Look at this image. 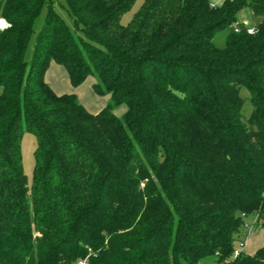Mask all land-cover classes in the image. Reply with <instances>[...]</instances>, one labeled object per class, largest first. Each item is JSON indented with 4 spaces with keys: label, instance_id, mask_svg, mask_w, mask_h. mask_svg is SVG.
Listing matches in <instances>:
<instances>
[{
    "label": "trees",
    "instance_id": "trees-1",
    "mask_svg": "<svg viewBox=\"0 0 264 264\" xmlns=\"http://www.w3.org/2000/svg\"><path fill=\"white\" fill-rule=\"evenodd\" d=\"M135 1L64 0L70 26L55 0H0V264H264L234 255L264 228V0H145L122 23ZM51 62L107 104L56 93Z\"/></svg>",
    "mask_w": 264,
    "mask_h": 264
},
{
    "label": "rangeland",
    "instance_id": "rangeland-1",
    "mask_svg": "<svg viewBox=\"0 0 264 264\" xmlns=\"http://www.w3.org/2000/svg\"><path fill=\"white\" fill-rule=\"evenodd\" d=\"M144 1L145 0H136L134 5H133V7L130 10H128L122 16V19H121L122 23H125V24L128 23L132 19L134 13L140 8V6L142 5V3ZM63 5H65L64 0H55V3L53 5V7H54L55 11L65 20V22L68 25L72 26L71 18L67 14V12H66L65 8L63 7ZM45 13H46V9L41 13L39 18L37 19V21H36V29H38L41 26V24H42V22L44 20V17H45ZM0 20H3V23H4L2 26H0V28L8 24L7 20L5 18L1 17V16H0ZM240 20L243 21L244 24L252 27V26H255L258 23L259 18L255 17L254 15L251 14V12L249 10L245 9L240 14ZM228 33H229V28L228 27L218 30L215 33L214 37H213V43L219 48H224L225 45H226V38H227V34ZM88 78H93V80L95 81L94 77H88ZM62 84L57 87L53 83L55 89L59 88V89H57L58 93H64V92H66V93H72V92L75 93L76 92L75 90H73L75 88L70 83L69 80L67 82H63ZM86 85H90L89 89L92 90L91 84L87 83ZM68 87L72 88V90H69L70 88L68 89ZM76 94L79 95L78 93H76ZM242 95L243 96H247L248 92L246 90H243L242 91ZM105 99H106V102H108L110 97L108 95H106ZM80 100L81 99H79V101ZM81 103L85 106V108L87 110L90 111V109H92L91 107H89V105L86 106L87 103L85 104L83 100H81ZM121 107L124 108V110L126 109L125 105H121L120 107L119 106L116 107L115 109L117 110V114L118 115L122 114V111H121L122 108ZM251 111H252V105H251V103L248 100H246V103L244 104V108H243V113H244V115L246 117H248L250 115ZM36 148H37V138H36V136L31 131H25L23 133L22 139H21V155H22V167H23L25 175L27 176L28 186H31L32 180H33V172H34V166H35V150H36ZM255 223H256V218L255 217L250 216L249 218H247L246 225H245V228L247 229V233L246 234H248V232L254 227L257 228V229L261 228L260 226L256 225ZM248 226L250 227V229H248ZM244 246H245V243H244ZM243 250H244V247H243ZM199 264H216V262H215L214 258L207 257V258L201 260L199 262Z\"/></svg>",
    "mask_w": 264,
    "mask_h": 264
},
{
    "label": "crops",
    "instance_id": "crops-1",
    "mask_svg": "<svg viewBox=\"0 0 264 264\" xmlns=\"http://www.w3.org/2000/svg\"><path fill=\"white\" fill-rule=\"evenodd\" d=\"M221 1L222 0H211V2L214 4H219ZM45 80L53 88V90L56 93H58L57 89H59V88L55 89L54 85L58 87L63 82H67L69 80V77H68V74H67L65 68L62 65H59V64L57 65V63H55V62H51L48 70L46 71ZM93 82H94L93 78H87L86 81H84L79 86L74 87L75 89H73V90L76 91L75 94L76 93L79 94V95L76 94L79 99L83 100L85 104L87 103L86 106L89 105V107L92 108V109H90V112L95 113V112L99 111L102 107H104L107 102L105 99L106 96L97 95L94 91H92L93 89L92 90L89 89L90 85H86L87 83H89V84H91V88H92ZM53 83H54V85H53ZM69 88L70 87H68V89ZM69 90H72V88H70ZM64 93H66V92H64ZM58 94H61V93H58ZM81 100H80V102H81ZM121 111L123 113L125 111L124 108H122ZM114 112L117 114L116 109L114 110ZM256 229L257 228H255V227L252 228L248 232V234H246V236H245V239H244L245 246H244L243 251H245L246 253L253 254L258 248H260L264 245V228L261 227L260 229H257V230Z\"/></svg>",
    "mask_w": 264,
    "mask_h": 264
},
{
    "label": "built area",
    "instance_id": "built-area-1",
    "mask_svg": "<svg viewBox=\"0 0 264 264\" xmlns=\"http://www.w3.org/2000/svg\"><path fill=\"white\" fill-rule=\"evenodd\" d=\"M5 26H7V25H5ZM5 26H3V27H5ZM3 27H1V28H3ZM248 31L253 32V29L250 28ZM248 229H250L249 226H248ZM243 247H244V241L239 242L237 248L234 251V255H237V254H239L240 251H243ZM68 264H88V259L87 258H79V259L71 261Z\"/></svg>",
    "mask_w": 264,
    "mask_h": 264
},
{
    "label": "bare ground",
    "instance_id": "bare-ground-1",
    "mask_svg": "<svg viewBox=\"0 0 264 264\" xmlns=\"http://www.w3.org/2000/svg\"><path fill=\"white\" fill-rule=\"evenodd\" d=\"M4 23H3V20H0V26H2Z\"/></svg>",
    "mask_w": 264,
    "mask_h": 264
}]
</instances>
